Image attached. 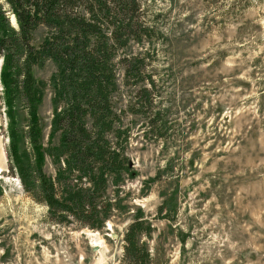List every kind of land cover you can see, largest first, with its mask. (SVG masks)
I'll list each match as a JSON object with an SVG mask.
<instances>
[{"label": "rangeland", "instance_id": "374dc122", "mask_svg": "<svg viewBox=\"0 0 264 264\" xmlns=\"http://www.w3.org/2000/svg\"><path fill=\"white\" fill-rule=\"evenodd\" d=\"M139 1L140 41L114 62L140 55V70L125 83L116 67L111 98L131 174L119 190L124 208L101 230L54 224L22 191L7 165L0 84V264H125L122 237L136 211L152 228L141 239L151 264H264V0ZM32 74L41 143H55V67L46 60ZM141 88L150 91L143 112L156 114L153 133L126 110Z\"/></svg>", "mask_w": 264, "mask_h": 264}, {"label": "trees", "instance_id": "16d2710c", "mask_svg": "<svg viewBox=\"0 0 264 264\" xmlns=\"http://www.w3.org/2000/svg\"><path fill=\"white\" fill-rule=\"evenodd\" d=\"M139 9V0H0L7 165L22 191L45 206L54 224L99 231L111 212L123 207L119 190L124 176L131 174L124 154L128 134L111 98L118 89L116 67L126 83L137 77L141 59L123 57L117 66L114 58L128 42L140 41L144 28L135 30L134 16ZM46 60L55 67L49 136L56 134V142L49 139L43 145L36 115L42 93L32 69ZM132 98L126 110L145 117L144 131L153 133L156 114L151 118L143 112L150 91L141 88ZM16 103L22 113L19 127L13 119ZM47 161L53 166L51 175L43 170ZM131 217L122 237V259L125 264H151L141 239L150 238L152 228L140 211Z\"/></svg>", "mask_w": 264, "mask_h": 264}]
</instances>
